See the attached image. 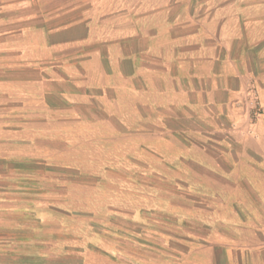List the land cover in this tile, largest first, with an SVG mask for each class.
Here are the masks:
<instances>
[{
    "label": "crops",
    "instance_id": "0c3cea01",
    "mask_svg": "<svg viewBox=\"0 0 264 264\" xmlns=\"http://www.w3.org/2000/svg\"><path fill=\"white\" fill-rule=\"evenodd\" d=\"M196 2L0 0V150L98 215L0 264H264V0Z\"/></svg>",
    "mask_w": 264,
    "mask_h": 264
},
{
    "label": "rangeland",
    "instance_id": "374dc122",
    "mask_svg": "<svg viewBox=\"0 0 264 264\" xmlns=\"http://www.w3.org/2000/svg\"><path fill=\"white\" fill-rule=\"evenodd\" d=\"M87 1L85 6L81 7L91 6ZM196 1V3H200V0ZM204 1L201 0V2ZM231 9H235V7ZM22 138L24 139L20 141L21 146L20 149H17V153L30 154L32 159L37 157L35 160H17L16 158H10L11 150H0V155H4V160L0 161V164L3 162L5 164V167L0 166V198L4 199L5 206L4 216L0 218V225L4 227V232L0 233V251L4 250L10 254H24L27 252L31 255L40 256L48 248L43 243L44 239H36L34 245L27 247V245H24L25 240H23L25 232L30 231L31 236L37 234L39 237V235L46 233L45 225L49 224L48 227L52 228L53 234H59L61 228H65L68 236H74L73 226L70 225L79 222H92L93 216L98 215L92 212L94 207L92 196L87 192H83L81 188V190L78 189L76 183L44 180L46 176H50L48 172L55 175L63 171L62 167L58 166L47 167V170L44 164H40L41 159H45L46 154L54 153V151L39 148V145L42 146L41 143L34 144L38 147L36 149H25L24 146H27L29 135L24 134ZM19 161L22 163L34 162L35 164L20 166L17 165ZM13 162L15 164H12ZM46 170L47 175H45ZM105 200L107 204L108 199ZM1 205L2 203H0ZM31 243L33 242L31 241ZM56 250L59 251L58 247ZM52 257H54V254H52ZM36 260L20 261L17 264H43V262ZM9 263L12 264V262ZM9 263L5 262L4 264ZM47 263L80 264L77 260L63 263L53 260Z\"/></svg>",
    "mask_w": 264,
    "mask_h": 264
}]
</instances>
